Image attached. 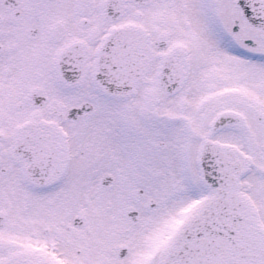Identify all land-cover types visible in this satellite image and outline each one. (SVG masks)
I'll list each match as a JSON object with an SVG mask.
<instances>
[{
	"label": "snow or ice",
	"instance_id": "1",
	"mask_svg": "<svg viewBox=\"0 0 264 264\" xmlns=\"http://www.w3.org/2000/svg\"><path fill=\"white\" fill-rule=\"evenodd\" d=\"M0 264H264V0H0Z\"/></svg>",
	"mask_w": 264,
	"mask_h": 264
}]
</instances>
